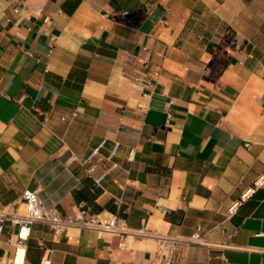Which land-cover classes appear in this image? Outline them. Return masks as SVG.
I'll return each instance as SVG.
<instances>
[{"label":"crops","instance_id":"obj_1","mask_svg":"<svg viewBox=\"0 0 264 264\" xmlns=\"http://www.w3.org/2000/svg\"><path fill=\"white\" fill-rule=\"evenodd\" d=\"M104 138L130 172L96 184L85 158ZM261 177L264 0H0V209L36 190L130 229L201 226L209 244L179 243L175 264H264ZM156 247L35 224L24 264H140Z\"/></svg>","mask_w":264,"mask_h":264},{"label":"built area","instance_id":"obj_2","mask_svg":"<svg viewBox=\"0 0 264 264\" xmlns=\"http://www.w3.org/2000/svg\"><path fill=\"white\" fill-rule=\"evenodd\" d=\"M128 14V11L124 12V16ZM120 150V142L114 141L108 147V140L102 139L85 158V175L96 184H101L119 169L128 174L130 169L122 167L118 159ZM135 153V149L131 148L128 151L127 160L132 161ZM263 182L264 177H261L255 182V185ZM7 222L11 226L17 227V231L8 234L7 243L13 247V253L0 264H15V257L21 247L25 249L26 258L27 244L35 224L47 225L55 234L66 233L72 228L94 230L99 237H117L121 248L127 245V240L130 237L155 238L157 247L153 256L147 262L140 264H175L179 243L209 244L205 241L206 232L201 226H198L195 232L188 237L160 234L154 230H148L145 224H142L138 229H130L116 214L107 212L94 214L86 205H82L75 213H62L57 208L46 206L38 191L31 189L24 191L20 202L0 209V232Z\"/></svg>","mask_w":264,"mask_h":264},{"label":"bare ground","instance_id":"obj_3","mask_svg":"<svg viewBox=\"0 0 264 264\" xmlns=\"http://www.w3.org/2000/svg\"><path fill=\"white\" fill-rule=\"evenodd\" d=\"M25 261V249L23 247L19 248L17 255L15 257V264H24Z\"/></svg>","mask_w":264,"mask_h":264}]
</instances>
